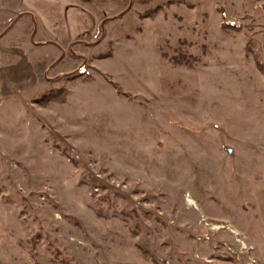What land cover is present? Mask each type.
Listing matches in <instances>:
<instances>
[{
	"label": "rangeland",
	"instance_id": "1",
	"mask_svg": "<svg viewBox=\"0 0 264 264\" xmlns=\"http://www.w3.org/2000/svg\"><path fill=\"white\" fill-rule=\"evenodd\" d=\"M103 1L0 0V264H264V0Z\"/></svg>",
	"mask_w": 264,
	"mask_h": 264
},
{
	"label": "crops",
	"instance_id": "2",
	"mask_svg": "<svg viewBox=\"0 0 264 264\" xmlns=\"http://www.w3.org/2000/svg\"><path fill=\"white\" fill-rule=\"evenodd\" d=\"M20 2L31 15H34L32 11L34 7L39 9L41 13V18L38 19L39 26L46 36H51L49 42L60 47L94 37L104 17L109 12L119 9L122 4L121 1L104 3L103 0L90 2L85 0H20ZM81 29H84L82 33Z\"/></svg>",
	"mask_w": 264,
	"mask_h": 264
},
{
	"label": "trees",
	"instance_id": "3",
	"mask_svg": "<svg viewBox=\"0 0 264 264\" xmlns=\"http://www.w3.org/2000/svg\"><path fill=\"white\" fill-rule=\"evenodd\" d=\"M85 1H87V2H90V1H94V0H85ZM112 56V53L111 52H109L108 54H106V55H103V56H101L102 58H110ZM116 87H118V85H115ZM119 88V87H118ZM120 89V88H119ZM46 98V97H45ZM46 100H51V98H46Z\"/></svg>",
	"mask_w": 264,
	"mask_h": 264
}]
</instances>
